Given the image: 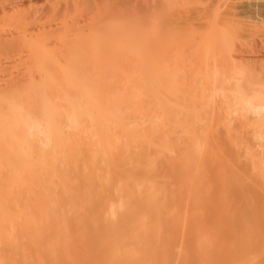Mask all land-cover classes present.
Returning <instances> with one entry per match:
<instances>
[{
  "label": "rangeland",
  "instance_id": "374dc122",
  "mask_svg": "<svg viewBox=\"0 0 264 264\" xmlns=\"http://www.w3.org/2000/svg\"><path fill=\"white\" fill-rule=\"evenodd\" d=\"M180 39L170 41L171 44L170 42L165 43L163 45L165 47H151L152 51L148 48L145 50L146 55L148 56L149 53V57L152 54L156 58L158 56L159 58H170L171 56L173 60L182 55L185 57L188 52L184 47L181 46L183 50L181 47L176 49L173 45L177 40L180 42ZM172 46L175 49L174 47L171 49ZM145 51L141 54L143 55ZM141 54H133V59L139 55L141 57ZM188 59L186 63H181L177 68H171L166 76L151 78L138 76L140 70L135 72L136 63L131 64L130 61L125 63V65L130 64L126 66L131 73L129 78L132 76L129 84H133L130 93L127 94L129 96L125 98L128 108L122 112L108 113L103 117L105 121L102 120L104 123L101 125L104 126L105 123L108 125L106 131L108 129L109 134L108 131L105 132L110 137L107 138L108 135L106 136L105 133L102 137L98 135L97 142L102 144L95 142L93 147L87 145L88 148H93H91V153L88 152L90 148L86 150L85 145V149L83 147L84 156L76 158L65 159L62 153L56 154L59 157L56 161L50 159L42 161L43 158L39 160L36 157L33 159L37 167L35 173L33 171V175H28L20 169L18 176L15 170L22 167L18 165L17 168L13 167L15 169L9 168L5 163L10 159L9 154L0 147V160L4 162L0 165L2 168L0 170V264H102L103 262L107 264L106 256L110 254L112 256L117 248H109L103 240L106 234L110 233L106 231L109 227L106 228L107 224L104 222L109 223L111 220L110 217L108 220V211L105 212V210L109 207L112 209V206L117 209L115 204L119 201L115 202V198L118 197L120 185L121 190L129 191L132 187L139 186V182L146 184L145 192L148 193L156 192L164 185L170 192L174 191L172 196L165 198L168 205H165L166 208H161L159 211L148 208L147 210L150 209L148 212L147 210L139 212L135 217L138 220L136 223H133L134 218L131 219L135 228L128 225L129 229L134 228L131 232L137 233L133 234L128 230L129 238L133 239L132 237L137 235L144 241L149 240L153 243L151 255L149 252L142 253L144 254L142 259L145 263L147 262L146 264H264V202L262 203V200L264 201V195H262L264 193V177H262L264 176V79L253 81L255 76L252 78L254 83L252 82L253 87L250 86V96L248 95L250 104L246 105V108L221 111L217 107L214 110L204 109L203 111L201 106L205 105V100H208L207 102L213 100L218 106L224 100L223 97L230 93L227 87L222 85V88L219 87L220 89L218 88L212 96L208 97L209 99L204 98V100L199 91L215 83V77L217 78L219 72L216 76L213 72H208L210 73L208 74L206 73L208 65L206 70H204L205 66L195 67L193 62L190 66ZM209 64L212 65V63ZM123 68H121L123 72L128 71ZM242 70L238 68L234 74L237 77H232L231 80H241L237 78L239 75L241 77ZM261 70L263 71L264 67L257 69V71ZM123 74L127 75L126 72ZM121 84H124V80ZM124 86L127 87V85ZM195 87L198 90L196 91L197 100L192 99L196 97L194 93L191 95L194 97L187 95L188 90L195 92ZM123 100V98L120 99L121 102ZM176 104L182 106H176ZM196 109L201 110V113L200 111L195 113ZM184 110H188L187 116ZM183 116L189 121L188 124L183 128L172 127L173 129L170 128L171 130L164 132L167 124L182 120L185 118ZM91 119L89 118L87 122H91ZM195 119H198L196 120L198 123ZM98 125L100 126L99 122L97 127ZM81 126L85 128L82 124L79 127ZM67 127L64 126L65 130ZM68 128L67 131H70ZM91 128L94 131L95 128ZM88 129L90 133V126L86 127L84 130L87 133L85 132L84 136L89 135V137L84 138L83 136V138L87 141L93 138L96 140V136L88 134ZM32 135L34 136L30 138L32 137L37 142L33 140L35 144L31 143L29 147H32L33 152H37L38 148L43 146V135L36 134L34 131ZM105 136L109 142L106 140V143L112 144L111 146L106 145ZM194 137L197 138L199 145L187 146L186 140ZM95 145L98 148L100 145L103 153L102 150L92 152L97 148ZM108 158L110 162L116 161L110 170L106 167L109 163ZM91 167L96 168L91 170ZM11 169L14 170L15 176L19 177V182L13 179ZM49 170L51 171L47 173ZM83 170L86 173L89 170L88 178ZM110 171L115 179L108 182L105 178ZM90 172L98 173L99 176L96 174L93 176ZM10 175L14 182L9 178ZM188 192L189 195H187ZM184 193L191 197L190 203L196 202L195 204L199 206L198 218L195 219L196 213L194 216L191 214L189 218H183L185 215L181 217L185 211L188 212V216L191 213V210H188L190 207L187 206L185 210L186 206L182 207V203L180 204L182 199H187ZM183 195L186 198H183ZM178 196L180 198L182 196L181 201ZM142 198L143 196L135 200L137 201L136 208L144 205L145 197ZM110 201L114 205L111 204L112 202L109 203ZM106 204L112 206L107 207ZM252 205L256 206L248 209V207L252 208ZM212 206L218 207V210L222 208L219 211H225H221V215L216 219L212 218L207 224H203V218L208 219L209 217L206 213L207 208ZM109 214L112 219L115 218L114 214ZM123 228L125 229L124 226Z\"/></svg>",
  "mask_w": 264,
  "mask_h": 264
},
{
  "label": "bare ground",
  "instance_id": "6f19581e",
  "mask_svg": "<svg viewBox=\"0 0 264 264\" xmlns=\"http://www.w3.org/2000/svg\"><path fill=\"white\" fill-rule=\"evenodd\" d=\"M178 38H181L180 42L177 40L175 41L176 44L173 45L176 49L177 47H184L188 52L187 55L185 54L187 58L182 55L183 57H173L174 60L171 56L170 58H159L160 56H158L157 59L152 54L150 57L149 53L148 56L146 55V49L163 46L165 43ZM143 51L145 52L142 55L141 52L143 53ZM135 53L141 54V57L139 55V57L136 56L133 59ZM187 59L190 63L193 62L195 67L205 66L204 70L208 65L206 73L213 72L216 76V73L219 72L217 78L214 76L215 83H212L208 88L207 86L202 87L203 90L199 91L203 99H209L208 97L212 96L222 85L227 87V91L230 93L225 95L224 92V100L218 106L215 105L213 100V103L209 100L210 103L204 99L205 107L203 104L201 106L203 111L204 109H207V111L209 109L214 110L217 107L221 111H230L232 108L243 109L246 108V105L249 106L250 99L248 95L250 96L249 90L252 82L264 79V70L257 71V69H263L264 67V0H0V147L9 154L11 159L10 161L8 157L9 160L5 162L6 165L9 168H17L20 165L22 168L18 167L17 171L15 170L17 174L22 169L25 173L31 175L33 171L35 173L37 170L35 160L33 161L36 157L39 160L43 158L42 161L47 159L56 161L59 160L57 153H62L65 159L84 156L85 145L86 150L90 148L88 151L90 152L96 144L95 142L99 140V136L102 137L104 133L106 135L107 131L109 134V130L106 131L108 125L106 123V125L104 124L105 127L101 125L104 123H102V120L105 121L103 117L107 116L108 113L122 112L128 108L125 98L129 96L127 94L130 93L133 84H129L132 76L129 78L131 73L126 66L130 64L125 65V63L129 61L131 64L136 63L137 70H134L135 72L140 70L138 76L151 78L166 76L171 68H177ZM209 63H212V65ZM121 68L128 70L124 71L127 75L123 74ZM238 68L243 69L241 77L239 75L240 78H237L241 80L232 81V77H237L234 74ZM201 71L203 72V70ZM254 76L257 77V80L252 79ZM123 80L124 84L122 85ZM124 85H127V87ZM196 91H198L197 88L195 92L188 90L189 94H186L190 97L194 93L197 97L198 93ZM196 97L192 99L197 100L198 97ZM121 98L124 99L122 102L120 101ZM251 104L253 105V103ZM176 106L181 107L182 105L176 104ZM199 111L201 113V110ZM199 111L196 109L195 113ZM184 112L186 116L189 114L188 110H184ZM89 118H92L91 122H87ZM98 122L101 128H99V125L97 127ZM188 122L186 117L182 120L169 122L170 124H167L164 132L172 127L183 128ZM87 123H91V125ZM81 124L85 128L90 126V133L88 129V134L96 136V140L93 137L88 141L84 139L85 137L88 138L89 135H87L88 137L84 136L86 131L82 126L79 127ZM64 126H68L70 131H67L68 127L65 130ZM91 127L95 128L94 131ZM31 131L43 135V146H39L41 148H38L37 152L34 151L36 154L31 149L32 147H29L31 143L35 144L33 143L34 139L30 138V136L35 135H32ZM106 136L105 143L106 140L108 142L107 138L110 135L107 138ZM186 141L189 147L199 145L195 137ZM40 142H42L41 139ZM108 143L106 145H110ZM97 144L101 145L102 143L97 142ZM87 145L92 147L88 148ZM100 145H98L99 148L95 145L99 150L96 148L92 152L102 150L103 153V148ZM110 161L109 159L108 166H106L109 167L108 170L111 167L113 168V164L116 162ZM3 163L0 160V165ZM94 168L91 167V170ZM13 169H11L13 171L11 175H13L15 182H19V174L15 176ZM50 171H47V173ZM83 171V173H86L85 170ZM88 172L85 175L87 178L89 176ZM90 173L93 176L95 174L99 176L98 173ZM110 173L105 178L108 182H111V179L114 178L113 173ZM11 175L9 178L12 179ZM138 184L139 186L136 185V188L132 187L129 191L121 190L120 185L118 197L115 198L116 201L113 199L115 202L119 201L118 205L115 204L117 209L112 206L114 205L113 200L109 202H112V205L106 204L107 207L112 206V209L109 207L110 209L105 210V212L108 211L107 216L109 215L108 218L110 217L111 220L109 218V223L107 221L104 224H107L106 228L109 227L112 230L105 228L110 233L107 232L108 234L103 240L109 248H117L116 251L119 250L120 252L119 254L118 251V253L115 251L112 256L111 254L108 257L106 256L108 261L105 262L107 264H146L147 262L145 263L142 259L144 256L142 253L149 252L151 255L153 243L149 240L146 242L137 235L133 236V239L129 238L128 233L135 228L131 221L134 218L133 223H136V214L144 212L148 208L157 211L166 208L168 205L165 198L172 193L174 194V191L170 192L164 185V188L162 187L157 191L156 188V192L148 193L145 192L146 184L144 182ZM90 185L91 183L88 186L90 187ZM181 192L183 193V191ZM185 195H183V198ZM187 195H189V192ZM141 196L145 197L144 205L142 207L137 205L139 207L136 208L137 201L135 202V200H138ZM190 200L191 197L187 196V199H182L180 202L182 207L186 206L185 210L187 206L190 207L188 210H191L189 216L187 215L188 212L184 210L186 214L184 212L181 217L185 215L183 218H189L191 214L194 216V213H196V219L199 214L197 211L200 208L195 204L196 202L194 204L190 203ZM198 200L200 201V199ZM175 202L174 204H176ZM103 203L102 205H104ZM247 204L249 206V203ZM254 207L252 205V208L248 207V209ZM217 208L213 206L207 208L206 213L209 217L208 219L203 218V224H207L212 218L213 220L216 219L221 215V211H225H219L222 208L219 210ZM109 213L114 214L113 217L115 218L112 219ZM183 221L185 222V220ZM128 225H132L134 228H131V230Z\"/></svg>",
  "mask_w": 264,
  "mask_h": 264
}]
</instances>
